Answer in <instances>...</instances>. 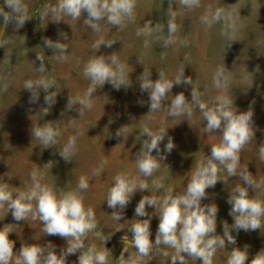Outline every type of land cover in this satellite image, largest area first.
I'll use <instances>...</instances> for the list:
<instances>
[{
	"label": "rangeland",
	"instance_id": "obj_1",
	"mask_svg": "<svg viewBox=\"0 0 264 264\" xmlns=\"http://www.w3.org/2000/svg\"><path fill=\"white\" fill-rule=\"evenodd\" d=\"M25 2L29 7V20L19 29H16L15 22L10 23L4 41L10 40L11 43L0 51V181L24 190L25 185L31 183V171L38 168L44 173L42 183L70 191L76 188L81 176L86 177L89 187L81 195L85 207L94 210L98 228L88 234L85 246L94 245L100 249L105 246L110 251L108 264H121L119 258L124 248L127 249L125 258L135 254L132 233L128 228L135 219L148 218L135 216L139 200L144 195L161 197L168 187L175 192H183L192 168L210 155L211 145L220 141L219 131H204L205 121L198 109H194L192 118L168 117L166 109L149 113V94L140 90L139 77L144 69L150 70L151 79L155 81L159 78V71L174 79L180 67L184 66V75L192 77L197 89L204 93L202 100L210 104L220 94L213 87V74L217 67H225L230 76L228 92L233 96L234 106L239 111L251 108L254 113L255 138L240 153V168L248 167L256 181L264 180V161L259 158V148L264 145V0H201V6L192 10L180 6L179 0H172V7L178 13L176 37L184 43L167 48L155 38H148L149 47L145 48L146 38L137 36L136 32L149 20L153 26L156 23L166 25L169 0H137L134 23H128L122 30L108 26L102 33L86 28L83 19L77 21L63 17V20L53 22L50 17L42 18L44 5L55 6L57 0ZM209 5L213 9L223 6L231 13L237 25L232 42L221 34L222 23L209 28L201 22L200 18ZM101 36L105 41L115 42L111 47L102 44L100 49L94 50L92 46ZM45 40L65 43L66 59H53L55 50L48 48ZM113 53L127 65L131 86L116 89L106 82L91 97V110L83 109L81 115L79 105L68 109L69 96L83 95L90 86V80L83 75L87 61L95 55L109 56ZM38 55L43 56L46 65L47 71L43 74L35 70L40 65ZM41 75L57 81L56 88L50 90L57 91L56 101L51 106L44 101L43 89L39 90L36 103L30 102L31 93L24 89L26 80H35ZM191 91L190 85H174L169 101L163 106L167 107L172 96L181 92L191 101ZM44 108L49 109L47 113ZM47 122H52L54 127L59 125L61 135L57 138V145L44 148L32 136V129ZM144 127L154 131L166 129L167 136L160 145L166 158L154 176L146 180L149 191H137L123 210L122 219L116 221L111 216L113 209L106 202L107 193L116 173L127 171L140 175L135 166V156L147 139L146 135H141ZM76 128L79 129L76 153L71 161L66 162L59 150L70 136L76 135ZM120 129L126 138L115 135ZM169 136L174 143L171 153L165 151ZM153 155H157L156 150H153ZM103 161L107 164L99 175L93 176V170L99 169ZM222 175L225 183L218 181L214 188L207 189L208 196L202 201V204L217 205L216 231L220 235L225 222L229 230L232 228L234 220L229 215L231 205L227 199L231 189L242 184L238 177H228L226 171ZM152 179H160L164 189H154ZM249 195L264 200V186L256 192L250 189ZM146 210L150 217V238L154 241L159 225L158 213L154 207L146 206ZM6 212V206L0 209V229L5 225L11 227L9 239L14 241L15 252L27 244L45 246L51 243L57 253L66 247L65 239L46 236L38 219L32 220L29 216L26 221L17 222L11 211ZM110 234V239L106 240ZM231 234L236 238V245L218 250L213 264H226L233 247L243 249L245 246L250 257L246 264H251V258L264 249V222L260 230L232 231ZM164 252L168 255H163ZM175 255L173 249L161 246L159 252L153 251L143 258V264H171ZM78 256L79 253L69 255L66 264H78ZM186 259L188 264H202L199 260Z\"/></svg>",
	"mask_w": 264,
	"mask_h": 264
},
{
	"label": "clouds",
	"instance_id": "obj_2",
	"mask_svg": "<svg viewBox=\"0 0 264 264\" xmlns=\"http://www.w3.org/2000/svg\"><path fill=\"white\" fill-rule=\"evenodd\" d=\"M179 5L192 10L201 6V0H179ZM136 7L137 0H57L55 6L44 5L42 18L50 17L53 22H59L63 20V17H70L77 21L83 19L86 28L102 33L108 26L122 30L128 23H134ZM5 8L8 11H5ZM28 11L29 7L25 0H4V5L0 6V16L3 17L4 25L15 22L16 29L23 27L29 20ZM166 15V25L156 23L153 26L152 21L149 20L137 30V36L146 38L145 48L149 47L148 38L162 41L165 48L184 43L176 37L179 31V26L175 23L178 13L172 7V0H169ZM200 19L209 28L214 24L222 23L221 34L231 42L234 40L237 25L225 7L213 9L209 5ZM165 28L167 34H165ZM64 38L67 39L66 34ZM114 42L115 40L105 41L101 36L92 47L98 50L102 44L111 47ZM10 43V40H5L0 42V47H6ZM45 44L48 48L55 50L53 59H66L65 43L45 40ZM37 59L40 65L35 70L43 74L47 71L44 58L38 55ZM83 75L90 80V86L83 95L75 98L69 96L66 105L68 109L79 105L81 115L83 109L93 108L91 97L106 82L111 83L116 89L131 86L127 65L122 63L115 53L109 56H93L84 65ZM139 81L141 92L146 91L149 94V113L166 109L168 117L192 118L194 109H198L205 121L204 131L206 133L219 131L221 135H219V143L211 145L210 155L192 168L183 192H175L172 187H168L161 197L144 195L139 200L135 207V216L148 218L135 219L128 228L132 233L131 242L136 251L134 255H128L125 258L124 252H127V249L124 248L119 258L121 264H143V258L153 251L159 252L161 246L174 250L176 255L171 259V264H177V262L188 264L186 258L202 261V264H213V258L218 250L225 249L228 245H236V238L231 234L232 231L238 233L240 230L245 232L260 230L264 222V200L249 195L250 189L256 192L264 186V180L258 182L253 178L248 167L240 168V153L255 138L254 113L251 108L248 111H239L234 106L233 96L228 92L230 76L225 67H217L213 74V87L220 94L216 95L210 104L202 100L204 93L197 89L192 77L184 75V66L180 67L174 79H170L164 71H159V78L155 81L151 79L150 70L144 69ZM56 84L57 81L54 78L41 75L35 80H26L24 89L31 93V103L38 102L39 90L43 89L44 101L51 106L56 101L57 91L50 90L56 88ZM182 84L191 86V101L181 92L172 96L170 104L164 107L165 102L169 101L168 96L173 86ZM43 110L47 113L49 109ZM74 130L76 135L70 136L59 150L60 156L66 162L71 161L76 153L79 129ZM60 135L59 125L54 127L52 122L32 129V136L39 140L44 148L57 145V138ZM115 135L125 136L121 129ZM141 135H146L147 139L143 141L141 149L135 156V166L140 175H133L127 171L116 173L113 185L107 193L106 202L108 207L113 209L111 216L116 221L122 219L123 210L137 191L142 193L145 190L149 191L146 180L154 176V173L160 169L161 162L166 158L160 149L161 142L167 136L166 129L154 131L144 127ZM173 148L174 143L169 136L165 151L171 153ZM153 150H156L157 155H153ZM259 158L264 161V145L259 148ZM106 164L107 161H103L99 169L93 170L92 175H99ZM224 171L227 172L228 177H238L242 184L235 185L230 191L227 203L231 205L229 215L233 217L234 223L229 230L225 222L223 234L220 235L216 231L217 205L202 204V201L208 196L207 189L214 188L218 181L225 183L222 175ZM30 180L31 183L25 185L24 190L0 181V209L6 206V214L11 211L13 219L17 222L26 221L29 216L32 220L38 219L43 225L41 231L46 236L61 237L67 241V245L59 253L51 243L45 246L22 245L20 250L15 252L14 241L9 239V234L12 233L11 227L5 225L0 229V264H66L67 257L76 253H79L78 264H108L110 251L105 246L102 249L94 245L85 246L88 234L98 228L94 210L91 207H85L84 197L81 195V192L89 187L88 179L81 176L75 189L64 191L42 183L44 173L37 168L31 171ZM152 187L160 190L164 189V184L160 179H152ZM146 206L154 207L159 217L154 241L150 238V217ZM110 237L111 234L106 237V240ZM162 254L168 255L167 252ZM249 259L247 246L243 249L233 247L226 264H246ZM251 264H264V249L251 258Z\"/></svg>",
	"mask_w": 264,
	"mask_h": 264
},
{
	"label": "crops",
	"instance_id": "obj_3",
	"mask_svg": "<svg viewBox=\"0 0 264 264\" xmlns=\"http://www.w3.org/2000/svg\"><path fill=\"white\" fill-rule=\"evenodd\" d=\"M3 5H4V0H0V6H3ZM5 11H8V9L5 8ZM9 26H10V23L7 26L4 25L3 17L0 16V42L4 41L6 33L8 32ZM1 49L2 47H0V51Z\"/></svg>",
	"mask_w": 264,
	"mask_h": 264
}]
</instances>
